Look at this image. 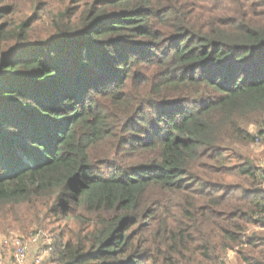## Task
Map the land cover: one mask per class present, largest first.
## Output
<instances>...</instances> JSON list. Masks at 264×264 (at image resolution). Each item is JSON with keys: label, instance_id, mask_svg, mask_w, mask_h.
<instances>
[{"label": "trees", "instance_id": "obj_1", "mask_svg": "<svg viewBox=\"0 0 264 264\" xmlns=\"http://www.w3.org/2000/svg\"><path fill=\"white\" fill-rule=\"evenodd\" d=\"M51 223L54 264H264V0H0V232Z\"/></svg>", "mask_w": 264, "mask_h": 264}, {"label": "rangeland", "instance_id": "obj_2", "mask_svg": "<svg viewBox=\"0 0 264 264\" xmlns=\"http://www.w3.org/2000/svg\"><path fill=\"white\" fill-rule=\"evenodd\" d=\"M256 130V128H252ZM257 153H262L257 149ZM56 225L47 224L44 228H35L28 234H21L19 231H12L8 235L0 232V264H16L17 242H27L32 235H38V242L35 244L27 243L26 258L23 264H54L55 248L54 230ZM227 264H238L235 253H229L226 260Z\"/></svg>", "mask_w": 264, "mask_h": 264}, {"label": "built area", "instance_id": "obj_3", "mask_svg": "<svg viewBox=\"0 0 264 264\" xmlns=\"http://www.w3.org/2000/svg\"><path fill=\"white\" fill-rule=\"evenodd\" d=\"M39 234L38 235H32L29 240L25 242L18 241L17 246V257H16V264H23L24 259L26 258V252H27V243L28 244H35L38 242Z\"/></svg>", "mask_w": 264, "mask_h": 264}]
</instances>
